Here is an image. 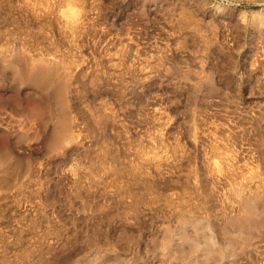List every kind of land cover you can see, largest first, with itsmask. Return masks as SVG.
Returning a JSON list of instances; mask_svg holds the SVG:
<instances>
[{"label":"rangeland","instance_id":"1","mask_svg":"<svg viewBox=\"0 0 264 264\" xmlns=\"http://www.w3.org/2000/svg\"><path fill=\"white\" fill-rule=\"evenodd\" d=\"M0 83V264H264V0H0Z\"/></svg>","mask_w":264,"mask_h":264},{"label":"bare ground","instance_id":"2","mask_svg":"<svg viewBox=\"0 0 264 264\" xmlns=\"http://www.w3.org/2000/svg\"><path fill=\"white\" fill-rule=\"evenodd\" d=\"M65 16L71 20L72 24H75L76 21L74 22V18L77 14L68 12L65 13ZM182 16L191 18L190 14L187 12H182ZM2 70L6 73H10L23 84L31 88L41 89L43 93L50 98L55 115L47 141L48 149L52 152L60 151L70 144L73 141V135L67 99L69 90L67 83L68 76H66L65 79H58L55 65L45 59L23 64L20 58L16 57L4 63ZM6 73L3 75H6ZM3 159V153H0V172L3 175L13 174L18 170L19 165L15 161L6 164V162H3ZM245 210H249L247 205L245 206Z\"/></svg>","mask_w":264,"mask_h":264}]
</instances>
